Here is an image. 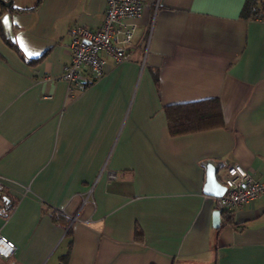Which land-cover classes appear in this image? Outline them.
<instances>
[{
  "label": "crops",
  "instance_id": "1",
  "mask_svg": "<svg viewBox=\"0 0 264 264\" xmlns=\"http://www.w3.org/2000/svg\"><path fill=\"white\" fill-rule=\"evenodd\" d=\"M142 1L130 59L70 96L72 29L99 27L107 0H0L14 264H264V197L226 211L204 192L208 162L223 184L236 163L264 179V1ZM212 99L221 126L170 133L169 106Z\"/></svg>",
  "mask_w": 264,
  "mask_h": 264
},
{
  "label": "built area",
  "instance_id": "2",
  "mask_svg": "<svg viewBox=\"0 0 264 264\" xmlns=\"http://www.w3.org/2000/svg\"><path fill=\"white\" fill-rule=\"evenodd\" d=\"M143 8L142 0H107L105 17L99 27L75 26L72 29L71 60L62 74V78L68 82L70 96L80 86L83 70L96 79L104 73L110 57L118 62L130 59ZM224 184L227 189L217 198V204L226 211H235L264 197V179H255L239 163L227 168ZM15 248L12 240L0 234V259L14 264L11 257Z\"/></svg>",
  "mask_w": 264,
  "mask_h": 264
},
{
  "label": "trees",
  "instance_id": "3",
  "mask_svg": "<svg viewBox=\"0 0 264 264\" xmlns=\"http://www.w3.org/2000/svg\"><path fill=\"white\" fill-rule=\"evenodd\" d=\"M249 5L250 1H248L246 8ZM166 113L169 130L172 135L205 130L223 124L219 99H212L207 102L171 105L167 108ZM2 198H4L3 195Z\"/></svg>",
  "mask_w": 264,
  "mask_h": 264
},
{
  "label": "water",
  "instance_id": "4",
  "mask_svg": "<svg viewBox=\"0 0 264 264\" xmlns=\"http://www.w3.org/2000/svg\"><path fill=\"white\" fill-rule=\"evenodd\" d=\"M6 4L10 5L11 2L9 1ZM217 170H218L217 167L212 165L211 162L207 163V176L204 185V192L214 197L222 196L227 189L226 185H224L222 182L218 180ZM220 217H221L220 210H215L213 215L214 226L218 227L220 225Z\"/></svg>",
  "mask_w": 264,
  "mask_h": 264
},
{
  "label": "snow or ice",
  "instance_id": "5",
  "mask_svg": "<svg viewBox=\"0 0 264 264\" xmlns=\"http://www.w3.org/2000/svg\"><path fill=\"white\" fill-rule=\"evenodd\" d=\"M7 21H8V18H7V17H5V19H4V22H5V23H7Z\"/></svg>",
  "mask_w": 264,
  "mask_h": 264
}]
</instances>
